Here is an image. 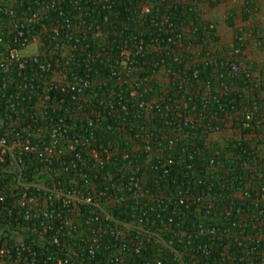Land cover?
Wrapping results in <instances>:
<instances>
[{"label": "built area", "instance_id": "built-area-1", "mask_svg": "<svg viewBox=\"0 0 264 264\" xmlns=\"http://www.w3.org/2000/svg\"><path fill=\"white\" fill-rule=\"evenodd\" d=\"M214 6L0 0V264H264L262 40Z\"/></svg>", "mask_w": 264, "mask_h": 264}, {"label": "crops", "instance_id": "crops-1", "mask_svg": "<svg viewBox=\"0 0 264 264\" xmlns=\"http://www.w3.org/2000/svg\"><path fill=\"white\" fill-rule=\"evenodd\" d=\"M218 3L219 5L212 8V17L217 24L215 46L225 48V44L232 43V38L241 29L240 27H244L243 29L252 27L254 33L262 40V45L257 46L253 43L246 50V55L254 63V73L262 77L264 73V0H220ZM214 9H218V12L213 13Z\"/></svg>", "mask_w": 264, "mask_h": 264}, {"label": "trees", "instance_id": "trees-1", "mask_svg": "<svg viewBox=\"0 0 264 264\" xmlns=\"http://www.w3.org/2000/svg\"><path fill=\"white\" fill-rule=\"evenodd\" d=\"M220 1V0H218ZM198 2L200 3L201 6L203 5H207V6H214L215 4L212 3V0H198ZM126 5H129L128 7L132 6L134 3H125ZM124 3H118L117 4V9L118 10H121L124 5ZM163 5L160 7V15L163 14L165 11H166V4L168 3H162ZM134 7V6H132ZM201 12L202 10L200 8H195V9H191V7L189 6H185V5H179L177 6L176 8H173L171 11L168 12V14L171 16V19L170 21L172 23H175V27H177L178 29H180L182 26H188L192 29V31L196 30L195 31V34H194V38L195 39H201L202 35H203V32L205 31L202 26H203V22L201 20ZM128 13V16H127V25L130 26V30L129 31H133V28L134 26L136 27L137 23L136 22H133L134 20V9H132L131 11L127 12ZM131 21L133 23H131ZM120 29V27H119ZM148 34H152L153 33V30L151 29H147L146 31ZM109 47H111L113 50H115V45H110ZM134 58L140 63H144V57H141L140 55L139 56H134ZM106 64H101V65H98L97 69L99 72H101L102 74H104L106 71H107V66H105ZM96 69V68H95ZM262 77H263V80H264V73H262ZM241 88V87H240ZM238 95H241L239 98H238ZM234 97V98H233ZM232 98L230 99H235L236 97V101L235 103H228L225 105L226 106H230V105H233V106H237L239 107L240 106V103L242 104L244 101H245V97H242V94L240 93H237L233 96ZM238 99V100H237ZM230 100L227 98L225 99V102H229ZM256 102L259 103V105L261 106V108L264 110V98H259L257 95L255 96V100ZM219 108V106L217 107ZM227 112L229 111V113H232V111H230V109H228V107H226L225 109ZM261 128L264 130V122L262 121V124H261ZM237 124L236 122L234 121L233 125L231 127H229V129H236L237 128ZM225 129H227V127L225 126ZM247 132H249L248 130H246ZM246 131H244V133H246ZM243 135V134H242ZM242 148H240V150H244L245 154L242 153V157L243 158H252L253 157V154H250V149H248V147H246V142H242ZM233 151V148L231 147H228L225 149V168L228 167V164L226 162V154L227 153H230ZM238 152V151H237ZM243 152V151H241ZM263 153H264V150H263ZM262 160H264V158H262ZM229 167H233V166H229ZM244 175V173H242Z\"/></svg>", "mask_w": 264, "mask_h": 264}, {"label": "rangeland", "instance_id": "rangeland-1", "mask_svg": "<svg viewBox=\"0 0 264 264\" xmlns=\"http://www.w3.org/2000/svg\"><path fill=\"white\" fill-rule=\"evenodd\" d=\"M217 12H218L217 10L213 11V13H217ZM208 13L211 14V15H213L212 14V11H208Z\"/></svg>", "mask_w": 264, "mask_h": 264}]
</instances>
